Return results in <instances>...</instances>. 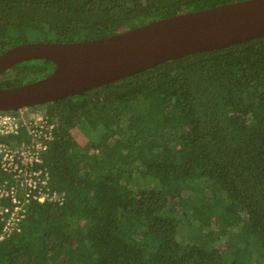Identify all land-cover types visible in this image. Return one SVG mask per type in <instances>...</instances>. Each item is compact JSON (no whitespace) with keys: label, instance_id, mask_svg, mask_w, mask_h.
Listing matches in <instances>:
<instances>
[{"label":"trees","instance_id":"trees-1","mask_svg":"<svg viewBox=\"0 0 264 264\" xmlns=\"http://www.w3.org/2000/svg\"><path fill=\"white\" fill-rule=\"evenodd\" d=\"M233 1L0 0V53ZM53 67L14 64L0 88ZM28 109L54 123L42 164L63 200L27 206L0 264H264V35Z\"/></svg>","mask_w":264,"mask_h":264},{"label":"water","instance_id":"water-1","mask_svg":"<svg viewBox=\"0 0 264 264\" xmlns=\"http://www.w3.org/2000/svg\"><path fill=\"white\" fill-rule=\"evenodd\" d=\"M264 35V0H238L159 18L89 40L22 43L0 53V74L27 60L54 64L40 79L0 88V112L77 95L169 59Z\"/></svg>","mask_w":264,"mask_h":264},{"label":"built area","instance_id":"built-area-1","mask_svg":"<svg viewBox=\"0 0 264 264\" xmlns=\"http://www.w3.org/2000/svg\"><path fill=\"white\" fill-rule=\"evenodd\" d=\"M53 128L54 123L39 111L0 113L1 136L25 134L19 141L0 140V170L4 174L0 180V239L19 230L30 203L63 200V194L50 187L49 171L42 164Z\"/></svg>","mask_w":264,"mask_h":264},{"label":"rangeland","instance_id":"rangeland-1","mask_svg":"<svg viewBox=\"0 0 264 264\" xmlns=\"http://www.w3.org/2000/svg\"><path fill=\"white\" fill-rule=\"evenodd\" d=\"M22 113L24 114V113H25V111H22Z\"/></svg>","mask_w":264,"mask_h":264}]
</instances>
